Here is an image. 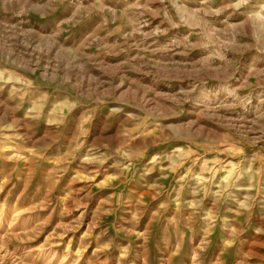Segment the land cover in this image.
Wrapping results in <instances>:
<instances>
[{
    "label": "rangeland",
    "instance_id": "1",
    "mask_svg": "<svg viewBox=\"0 0 264 264\" xmlns=\"http://www.w3.org/2000/svg\"><path fill=\"white\" fill-rule=\"evenodd\" d=\"M0 264H264V0H0Z\"/></svg>",
    "mask_w": 264,
    "mask_h": 264
}]
</instances>
